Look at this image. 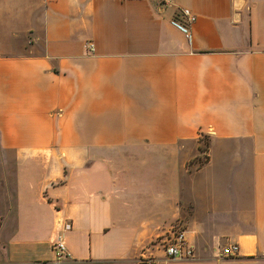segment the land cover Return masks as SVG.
<instances>
[{
	"label": "crops",
	"instance_id": "0c3cea01",
	"mask_svg": "<svg viewBox=\"0 0 264 264\" xmlns=\"http://www.w3.org/2000/svg\"><path fill=\"white\" fill-rule=\"evenodd\" d=\"M0 24V264H49L62 224V264H264V0H1Z\"/></svg>",
	"mask_w": 264,
	"mask_h": 264
},
{
	"label": "built area",
	"instance_id": "2783aa9c",
	"mask_svg": "<svg viewBox=\"0 0 264 264\" xmlns=\"http://www.w3.org/2000/svg\"><path fill=\"white\" fill-rule=\"evenodd\" d=\"M170 0H163L169 2ZM180 20L173 21L171 24L189 36V26L195 22V15L188 9H182L179 14ZM87 49L92 51V45L87 44ZM69 224H62V231L55 235L52 249L53 260L49 264H62L65 259L69 257L65 248L63 232L69 231ZM164 254L169 260H190L194 257V246L189 242L185 230H177L172 237L164 245ZM220 258L233 259L238 257V245L228 244L220 247L217 252ZM138 264H154L149 259H140Z\"/></svg>",
	"mask_w": 264,
	"mask_h": 264
},
{
	"label": "rangeland",
	"instance_id": "374dc122",
	"mask_svg": "<svg viewBox=\"0 0 264 264\" xmlns=\"http://www.w3.org/2000/svg\"><path fill=\"white\" fill-rule=\"evenodd\" d=\"M0 7H1V0H0ZM8 42L13 51H21L25 49L27 50L30 47L29 44H31V42L28 39H21V40L15 39ZM0 51H1V40H0ZM208 147H209V140L205 135H201L195 141L181 143L180 174L182 177L194 175L197 173V171H199L202 168V166L207 161ZM10 165L11 166L9 167V170H10V174H12L13 164L11 163ZM7 172H8V168H7ZM206 173H207L206 170H203V172H201L200 174L194 175L192 177L196 178L199 176H204ZM0 180H1V163H0ZM187 182L186 183L189 184L190 181ZM188 210H189L188 207H182L183 217L188 215L189 212ZM185 229H186V225H184L183 223H175V227L173 228V231L175 232L177 230H185Z\"/></svg>",
	"mask_w": 264,
	"mask_h": 264
}]
</instances>
